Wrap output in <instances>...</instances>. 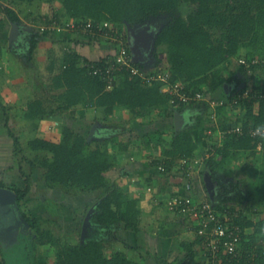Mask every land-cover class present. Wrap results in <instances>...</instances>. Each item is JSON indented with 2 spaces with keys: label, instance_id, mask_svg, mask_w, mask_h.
<instances>
[{
  "label": "trees",
  "instance_id": "trees-1",
  "mask_svg": "<svg viewBox=\"0 0 264 264\" xmlns=\"http://www.w3.org/2000/svg\"><path fill=\"white\" fill-rule=\"evenodd\" d=\"M50 1H59L61 7L56 9L48 20L42 19L41 23L53 21L58 23L59 21L60 25H63L68 20L75 21L83 29L88 22L98 23L108 20L121 34L126 24L136 26L153 16L166 13L172 14V17L163 24L154 40L153 50L157 62L148 74L155 78L147 81L141 75L132 74L128 68H124L118 72V82L113 89H107L106 79L92 71L94 66L102 64V59H107L113 53L90 57L79 50V40L76 37L69 40L65 36V41L73 42V44H70L69 50L65 53L61 70L52 76L54 87L60 90L56 96L60 104L49 109L47 99L36 97L31 100L25 116L36 123L76 106H94L101 109L106 122L113 119L115 107L120 105L137 115L149 114L156 109H161L165 104L172 105L174 110L183 111L186 105H194L197 100L190 103L178 100L180 102L178 106L173 101V97L163 91L167 82L178 81L184 84L185 92L190 95L202 92L205 99L206 95H211L222 87L221 94L214 98L215 101L208 113L211 117L212 112L215 111L218 116L227 106L216 104L217 100L222 98L228 101L233 100L238 92L250 89L251 94L248 97H242L234 106L242 108L235 115V123L229 124L224 120L219 125L225 135V141L220 147L222 158L217 159L215 154L209 158L210 167L207 170H210L212 176L216 177L221 185L218 193L213 196L217 202L212 199L207 190L206 192L207 197L216 204L218 213L223 215L227 208H230L232 212H239L234 217V221L243 229L242 262L246 263L250 260L248 253L251 251H263L264 171L258 189L262 194L263 203V207L260 208L253 200V194L245 190L240 181H224L218 176L217 169L227 160L238 159L241 155L248 156L251 162L255 161L257 153L264 158V131L256 135L252 132L256 128L264 129V88L259 89L254 85L239 89L236 75L238 71L246 74V69L243 67L246 68L247 65L241 63L240 70L233 65L237 62L236 59L240 60L242 57L252 59L254 56L264 55V0ZM183 3L193 6L186 16L178 13ZM6 10L12 11L11 8ZM14 18L17 19L16 16ZM82 29L81 32H83ZM87 35L93 36L91 32ZM42 36L39 29H36L30 39L32 51ZM125 38L128 39V36ZM164 54L167 58L165 73L167 79L158 77L159 73H163L161 63L164 60ZM135 63L147 70L144 64ZM50 70H54V64L51 65ZM234 81L237 84H233ZM230 82L232 90L227 91L224 83ZM238 82H241V79ZM234 124L242 125L244 132H230L229 129ZM161 135L160 139L163 143L159 145L161 155L151 160V164L157 170L152 171L147 178L149 184L157 179L156 176H163L168 180L176 159L193 157L203 148L201 139L197 138L189 128L174 133L170 142H166ZM86 138V134L79 133L72 126L64 124L60 140L39 136L32 138L29 146L38 152L35 157H25V159L33 167L43 168L45 182L51 189L57 187L74 194L100 191L90 218L88 226L90 230L96 228L95 232L98 235L101 232L110 235L117 223H123L126 228L138 230L142 211L140 198L130 192L127 187L111 180L108 173L119 167L115 159L118 153L130 150L136 152L143 147L153 149L152 144L144 138L141 139V143H136L130 138L119 141L114 149L98 145L87 150ZM135 143L140 145L134 147ZM160 165H163V170L159 169ZM123 169L126 174H129V170ZM21 175L25 180L24 187L9 184L3 180H0V185L11 187L18 194L21 213L30 224V227L25 226L24 229L25 239L29 245L26 251L14 257V260L18 262L12 261L6 252V247L0 246V264H39L38 250L40 246L47 244L54 248L55 259L52 264H144L122 250H116L108 255L104 237L98 238L95 235L88 236L77 243L63 242L55 235L51 227L42 226L39 217L33 216L32 210L27 205L31 185L30 174L22 167ZM165 189L166 185H163L162 190ZM86 207L89 208L90 205ZM2 241L3 239H0V242ZM198 242L203 243V240L199 238ZM126 244L131 249L141 248L128 242ZM196 244V241H186L185 255L176 257L175 260L169 261V264H206V259L200 256L202 250ZM148 253L151 256L155 254L153 251ZM255 261V264H264V257L257 256Z\"/></svg>",
  "mask_w": 264,
  "mask_h": 264
},
{
  "label": "rangeland",
  "instance_id": "rangeland-1",
  "mask_svg": "<svg viewBox=\"0 0 264 264\" xmlns=\"http://www.w3.org/2000/svg\"><path fill=\"white\" fill-rule=\"evenodd\" d=\"M59 7H61V3L59 1L51 2L50 0H35L33 2H28L26 0H22V15L25 18H28L30 15H32V19L36 17V19L40 21L42 12L46 11L48 13H53ZM192 9V5L183 3L179 7L178 13L186 16ZM171 17L172 14L170 13L162 14L160 16H153L144 23L133 26L138 40L137 62H140L145 65L147 73L151 71V69L155 66L157 62V57L154 55L153 50L154 40L157 37V34L163 24H165ZM44 24L45 23H41L40 21L36 24V27L35 25L31 26V31L28 30V32H33L34 29H39V31H41V34L44 36V40L45 38H48V43H51L48 45H53L52 47L56 49L55 52H57L56 55L58 54V63H60L61 66L63 64V56L65 52L68 51L70 48V45L68 44V42L65 41L64 38L65 36H67L66 34H69L70 37L72 35L73 37H76L79 40V50L83 54L88 55L90 57H98L100 54L99 51L101 50H112L113 54L115 52L114 44L112 43V41L107 40L105 37L88 36L85 32H72L71 30L66 29L51 30L47 28V30H42L41 25ZM46 24L45 26H47ZM128 25L129 24H126V28H123L121 31V34L125 37L129 36ZM67 31L69 32L67 33ZM29 33H27L22 40L23 43L28 45L31 44ZM125 39L130 45L129 38ZM71 43L73 44V42ZM47 47L48 46H45V48ZM163 56L164 60L161 63V68L163 72L164 70H166L164 72L166 73L167 58L165 54ZM254 57L264 58V55L261 54ZM51 58L52 56L50 52L48 53V60L46 63H50ZM236 61L237 62L233 64L234 68L240 70L239 65L241 64V62L238 59H236ZM27 65L29 67H33L31 63H28ZM61 66L56 67L55 70L60 71ZM243 68L246 69V74H243L238 71V74L236 75V82L238 84L235 81L233 84L236 83L239 89L245 86L253 87L254 85L259 89H263L264 67L262 68L260 65H254L246 66V68ZM40 75L41 77H39V75L37 76L38 90H40L41 96L47 99V107L50 109V107L52 106H58L60 102L57 100L56 96L58 95L60 90L54 87L52 81V74L48 75L46 74V72H44V74ZM240 79L241 82H238ZM231 84V82L224 83V88L227 86L230 90H232V86H229ZM221 92L222 87H220L215 93L211 95H206V99H202L200 101L197 100L194 105L188 104L183 109L184 117H188V120L185 122L182 129H187L188 127L197 128L195 126L201 123H203L205 127H209L210 129L209 132L204 131V136H206V138H204V142L206 143L207 148H205L204 151L201 152H205V154L200 155V157L198 158L199 161H204L205 159L207 164V166L205 167L206 169L210 167V162L208 160L210 155H212L211 151L213 155H216L217 159L222 158V155L220 154V147L225 141V135L223 131L221 134H218V130H221V126L219 125L224 120L227 121L229 124L235 123V115L242 109L239 106L233 108L226 107L221 112V114L219 113L218 118L217 116L211 118L208 115L209 108L215 101L214 98L220 95ZM125 108V110L124 108H122L121 110L119 109L120 111L118 110V115H116L115 118L111 121L107 122L108 124H102L101 127L99 123L96 127L93 128V123H83L79 117L77 118L75 116H71L70 113L69 116H67L66 118L64 117V122L72 126L77 132L86 134L87 150L95 148L98 145L108 147L109 149H114L117 143L121 140L131 138L136 143H141V139L144 138L152 144L153 148L156 147L160 151L159 145L163 144L161 143L160 135L162 134L161 138L163 137L166 142H170L173 138L174 133L177 132L173 122L175 110L174 107H172V105L170 104H165L161 109H156L153 112L144 115L134 114L129 111L127 107ZM200 130L201 129H198V133H200ZM220 136L221 140L219 138ZM148 139L153 140L149 141ZM23 141L26 142V140ZM216 141L218 142V144H216ZM220 141L222 144H220ZM136 143L134 147L140 145ZM147 149L148 147H143V149L140 150V154L143 153V157L141 156L139 158L141 161H144L142 159H144L145 157L149 159V157L152 155V150H150V148L149 150ZM27 154L31 158L34 157L33 151H31L30 149L28 150ZM28 155L25 154L24 156L28 157ZM207 155L209 157H207ZM15 158V166L18 167L17 170L20 171V169L23 167L24 170L30 174L31 185L30 193L28 196V208H30L31 210L35 209L34 216H39V219L41 220V225L45 227H51L55 235L60 237L63 242L77 243L79 241H83L88 236L91 237L96 235L98 236V238L104 237V239L106 240V253L108 255L113 254L116 250H122L127 252L131 257L135 259L141 260L145 258V264H162L163 260L153 262V258L148 253V250H152L153 252L158 251V256L161 257L160 259L163 258V253L167 252L168 250L170 253V257L174 259L178 254H181V256L185 255L186 249L184 247V243L186 241H196L197 247L202 250L200 256L203 258V254L206 251V247L202 242H198L200 236L195 232L193 228L188 226V223L185 222L184 218H181L184 216H180V214L178 215V213L172 211V207L169 206L166 202V199L169 197V195H172L173 193H175V191L170 193L171 190H169L168 192L164 191L166 193H161L160 186L162 185V182L155 181L156 183L152 182V184H149L146 183L144 180L142 181L140 177L135 174H126L125 172H123V168L127 170L133 169L136 165L135 162L133 163L132 161H130L129 163H125L124 166L118 167L117 169H113L108 173V177L111 180H114L117 184L127 187V189L134 195L143 197L139 229L135 230L132 228H126L123 223H117L116 226L111 230L110 235L101 232L100 236L95 232L96 228H93L91 230L89 228H86V230H84L85 223L87 222V224H90L88 217L91 218L93 212L92 209H94L97 203L96 200L97 197L100 196V191L94 193L84 192L82 194H74V192H72L70 193L72 197L67 196L64 193H55L54 197L53 191L47 186L45 182V178L42 173L43 168L39 170L38 167H33L27 159H23V156L21 158V155H19L18 157L16 155ZM134 158L135 157H133L132 159L135 160ZM19 159L22 160V164H19ZM177 161L178 162H175L177 164V167L179 166V168L183 170V160L178 159ZM263 171L264 158H262V156L257 153L254 162H251V159L246 155H241L238 159L231 158L227 160L223 165L218 167L217 174L226 182H230L232 180L240 181L241 186L245 190L253 194V200L258 203V207L262 208V194L258 189L259 183L262 179L261 175ZM208 172L211 173L210 170H208ZM162 178V181L166 180L163 176ZM211 180L214 183V194L212 196H215V194L218 193V191L220 190L221 185L218 179L212 176V174ZM21 181V186L24 187L26 185L24 178H22ZM16 184L19 185L18 183ZM206 190L208 191V193H210L208 188H206ZM147 194L149 196H147ZM147 197L151 201H149ZM212 199L214 198L212 197ZM214 201L217 202L215 199ZM64 202L68 205H66ZM38 204H42V206L45 207V210L41 214L38 213V211L36 210L39 209V207L36 206ZM83 204L84 207L82 206ZM88 204L90 205L89 208L86 207V205ZM28 208L25 207L27 211ZM168 210H171L172 212H174V214H170ZM176 215L180 216L181 220H178ZM182 221L187 224L186 230H183L185 224L182 223ZM24 229V226H17L16 230L12 231L11 237L3 239V241L0 242V246L6 247V252L8 253V255H10L12 261L14 260V257L17 254L20 255V252L26 251V247L27 245H29V243L25 239L26 235L24 234ZM126 242L131 243L134 246H140L141 248L138 250L128 248ZM39 249L40 251H44L48 257H55V252L53 250L54 248H52L50 244L42 245ZM147 257L150 258V261L152 263H150ZM44 262H48L47 264H50V262L47 260H44Z\"/></svg>",
  "mask_w": 264,
  "mask_h": 264
},
{
  "label": "crops",
  "instance_id": "crops-1",
  "mask_svg": "<svg viewBox=\"0 0 264 264\" xmlns=\"http://www.w3.org/2000/svg\"><path fill=\"white\" fill-rule=\"evenodd\" d=\"M7 8H11L12 11L6 10ZM51 14L52 13H48L46 11L42 12L41 13L42 16L40 15L41 20L42 19L44 21L48 20ZM14 16H16L17 19H15ZM31 16L32 15H30L28 18H25L22 15V0H0V180L6 181L9 184L18 183L19 187H23L21 186L22 175H21L20 166H19L20 171L17 170L18 167L15 166V162H16L15 156L17 155L18 157L19 155H21V158L23 156V159H25L24 155L25 154L28 155L27 152L30 149L31 151H33L35 157L38 151L32 149L29 146V141L32 138L39 136L53 140H60L62 137L61 129L63 128L64 124H68L64 122V119L67 116H69V113L71 114V116H75L77 118L79 117L83 123H88V124L93 123V128L96 127L99 123H100V127L102 124H108L104 120V112L101 109H98L97 107L94 106L72 107L68 110H64L63 112L58 113L55 116L39 120L37 123L34 120H30L26 118L25 113L28 110L29 102L35 99L36 97H42L40 94V90H38L37 76L39 75V77H41L40 74H44V72H46V74L48 75L52 74L53 76L55 73L58 72V70L56 71L55 68L61 66V64L58 63V59H57L58 54L56 55L57 52H55L56 49L52 47L53 45L51 46L48 45L51 44L48 43L49 41L48 38L47 39L45 38L44 40V36H42V38H40V41L38 42L39 44L36 46V48H34L33 51L31 48V44L28 45L23 43L22 40L25 37V35L31 31L30 29L31 26L35 25L36 27V24L41 21V20L38 21L36 17L32 19ZM28 30L30 31L28 32ZM35 31L36 29H34L33 32L29 33L30 39ZM67 37L69 39L73 38L72 36L70 37L69 34L67 35ZM66 42H68L69 45L71 43L70 41H66ZM45 46L48 47L45 48ZM50 52L52 56V58L50 59L51 62L46 63L48 60V53ZM99 53H100L99 56H105L108 55L109 53H112V50L111 51L101 50L99 51ZM64 56H63V60H64ZM28 63H31L33 67H29L27 65ZM52 64H54L53 71L50 70ZM122 108H124V110L126 109L121 105L115 107L113 119L115 118L116 115H118L117 113ZM175 112H174V121H173L174 125H175ZM187 120L188 117H186V121ZM201 124L195 126L198 129H201L200 133H198L197 128L188 127L195 133L197 138H200L202 141L203 148L202 150L194 154L193 157L195 158H199L200 155L205 154V152L203 153L201 151H204V149L207 148L206 143L204 142L205 141L204 138H206V136H204L205 134L204 131L209 132L210 129L209 127H205L203 123ZM218 132H219L218 134H221L222 130H218ZM219 138L221 140V136ZM23 140H26V142ZM216 144H218L217 141ZM220 144H222L221 141ZM150 150H152L151 152L152 155L149 157V159L146 157L144 159L141 158L144 161H141L139 159L141 156L143 157V153L140 154L141 151L134 152L132 150L125 153H118L115 156V159L116 161H118L119 167L124 166L125 163H129L130 161H132L133 163L135 162L136 163L135 167L133 169H130L129 173L139 176L142 181L144 180L146 183H148L147 178L149 177V175L152 173V171L157 170V168L151 164V160L161 155V151H159L156 147ZM211 154H213L212 151ZM28 157L31 158L29 155ZM133 157H135L134 158L135 160L132 159ZM207 157L209 156L207 155ZM178 159H182V157H179ZM178 159H176L175 162H178L177 161ZM19 164H22L21 159H19ZM205 164H206L205 159L204 161H200L191 175L193 179L194 187L190 192L199 199L207 197L206 182L204 177H205V173L208 171L207 170L208 168L207 169L205 168L207 166V164L206 165ZM36 167H38L39 170L42 169V167L40 168V166H36ZM43 171L44 170L42 169V173ZM170 176L171 177H169V179L166 181H162L163 178L161 176L160 178L159 176H156L158 180L156 179L155 181L162 182V185L160 186L161 193H166L164 191L168 192L169 190H171L170 193L174 191L176 192L182 190L189 177L185 173L184 168L183 170H181L179 166L177 167L176 163L174 164L173 170H171ZM163 185H166L165 190H162ZM51 190L53 191V195L55 193L57 194L64 193L67 196H71L70 193L65 192L61 188L56 187ZM135 196L140 198L139 200L142 210L143 197L138 195ZM147 196L149 195L147 194ZM148 200L151 201L149 198ZM36 206L39 207V209H36L38 213L40 214L43 213L45 207L42 206V204H38ZM82 206L84 207V204ZM168 212H170V214L172 215L174 214V212H172L171 210H168ZM32 213L34 216L35 209L32 210ZM180 216L176 215L178 220H181ZM35 217H39V216H35ZM181 218L182 219L184 218L185 222H187L185 217H181ZM185 222L182 221V223L185 224L183 230L187 229V224ZM149 251L152 250H148V252ZM154 253L155 254L153 256L150 255L153 258V262L163 260L162 264H169V261L175 260L176 257L179 256L183 257L181 256V254H178L173 259L170 257V253L167 250V252L163 253L164 255L163 258L160 259L161 257L158 256V251H154ZM39 254H40L39 264L48 263V262L45 263L44 260H47L50 262V264H52V261L54 260V257L52 255H51L52 256L51 259L46 255L44 251H40V249H39ZM147 259L150 261V258L147 257ZM145 260H146L145 258L141 259V261L144 264L146 262ZM150 263L152 262L150 261Z\"/></svg>",
  "mask_w": 264,
  "mask_h": 264
},
{
  "label": "built area",
  "instance_id": "built-area-1",
  "mask_svg": "<svg viewBox=\"0 0 264 264\" xmlns=\"http://www.w3.org/2000/svg\"><path fill=\"white\" fill-rule=\"evenodd\" d=\"M47 26L41 25L42 30H71L81 31L80 25L75 21H67L65 25H60L56 21L47 23ZM83 32L89 33L97 37H105L107 40L115 44V52L107 59H102V64L94 66L93 73L102 75L107 82L106 88L113 89L118 82V72L124 68H128L132 74H139L145 80L151 81L155 76L149 75L146 70L136 65L130 45L125 39V36L119 34L111 21L104 20L98 23L88 22L83 27ZM242 64L247 66L260 65L264 67V58L253 57L247 59L245 57L239 60ZM159 78L167 79L165 73H159ZM168 81V80H167ZM163 91L168 92L176 105H180L179 101L190 103L195 100L205 99L202 92H196L190 95L184 91V84L178 82H167L163 87ZM251 94L250 89L240 91L236 94L233 100L222 98L216 101V104L226 105L227 107H234L242 97H248ZM179 100V101H178ZM216 112L213 111L211 117H216ZM230 132L243 133L244 128L240 124H234L229 129ZM264 131V129L256 128L252 132L254 135ZM184 162L183 168L185 173L189 176L185 186L182 190L176 191L166 199L172 211L184 216L188 222V226L193 228L195 232L203 240L206 251L203 258L206 259V264H255L257 256L264 257L263 251H251L250 260L243 263V229L236 224L234 217L239 214L238 211L232 212L227 208L222 214L218 213L216 204L209 199L197 198L191 194L194 187L193 179L191 177L195 167L200 162L195 157H182ZM159 169H164L163 165ZM151 188V187H150ZM204 248V247H203Z\"/></svg>",
  "mask_w": 264,
  "mask_h": 264
},
{
  "label": "water",
  "instance_id": "water-1",
  "mask_svg": "<svg viewBox=\"0 0 264 264\" xmlns=\"http://www.w3.org/2000/svg\"><path fill=\"white\" fill-rule=\"evenodd\" d=\"M128 28H129L128 38L130 41V46L133 52V57L137 61V57H138L137 56L138 55L137 54L138 53L137 35L135 34V29L132 25L129 24ZM226 89L227 91L230 90L229 87L227 86H226ZM185 122H186V117H184L183 111L179 109L176 110L175 127H176L177 132L182 129ZM204 178H205L207 188L210 192V195L212 196L214 194L213 192L214 183L211 180V173L207 171L205 173ZM88 220L90 221V217H88ZM88 225L89 223L87 224L86 222L84 230L88 228ZM17 226L30 227V224L28 223L26 218L21 213V210L18 204V194L13 188L0 185V230L11 232L13 230H16Z\"/></svg>",
  "mask_w": 264,
  "mask_h": 264
},
{
  "label": "flooded vegetation",
  "instance_id": "flooded-vegetation-1",
  "mask_svg": "<svg viewBox=\"0 0 264 264\" xmlns=\"http://www.w3.org/2000/svg\"><path fill=\"white\" fill-rule=\"evenodd\" d=\"M12 231L11 232H6L4 230H0V239H6L8 237H11L12 235Z\"/></svg>",
  "mask_w": 264,
  "mask_h": 264
},
{
  "label": "bare ground",
  "instance_id": "bare-ground-1",
  "mask_svg": "<svg viewBox=\"0 0 264 264\" xmlns=\"http://www.w3.org/2000/svg\"><path fill=\"white\" fill-rule=\"evenodd\" d=\"M67 21H68V20H67ZM67 21H66V22H67ZM58 23H59V21H58ZM60 23H61V22H60ZM60 23H59V24H60ZM64 24H65V23H64ZM64 24H63V25H64ZM64 31H65V30H64ZM68 32H69V31H67V33H68ZM72 32H73V31H72ZM75 33H76V32H75ZM67 35H68V34H67ZM66 37H67V36H66ZM72 37H73V35H72ZM69 40H70V39H69ZM65 46H66V45H65ZM67 48H68V47H67Z\"/></svg>",
  "mask_w": 264,
  "mask_h": 264
}]
</instances>
